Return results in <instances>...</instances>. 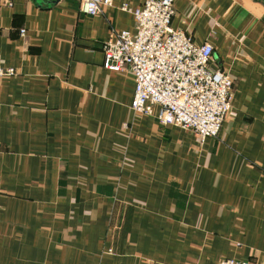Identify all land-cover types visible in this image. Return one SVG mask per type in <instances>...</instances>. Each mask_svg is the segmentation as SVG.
Here are the masks:
<instances>
[{
  "label": "crops",
  "instance_id": "0c3cea01",
  "mask_svg": "<svg viewBox=\"0 0 264 264\" xmlns=\"http://www.w3.org/2000/svg\"><path fill=\"white\" fill-rule=\"evenodd\" d=\"M141 2L0 0V264H264V0H173L233 81L204 141L134 113L132 75L102 66Z\"/></svg>",
  "mask_w": 264,
  "mask_h": 264
},
{
  "label": "built area",
  "instance_id": "2783aa9c",
  "mask_svg": "<svg viewBox=\"0 0 264 264\" xmlns=\"http://www.w3.org/2000/svg\"><path fill=\"white\" fill-rule=\"evenodd\" d=\"M111 6L112 0H80L82 11L91 16ZM119 8L133 15L135 29L114 31L102 44V66L132 75L130 109L154 116L160 125L191 130L200 141L216 137L232 108L233 81L227 71L212 67V45L197 44L172 26L173 0H142L138 7L122 3ZM15 73L14 67L0 64V78ZM218 264L253 263L230 257Z\"/></svg>",
  "mask_w": 264,
  "mask_h": 264
},
{
  "label": "water",
  "instance_id": "95a60500",
  "mask_svg": "<svg viewBox=\"0 0 264 264\" xmlns=\"http://www.w3.org/2000/svg\"><path fill=\"white\" fill-rule=\"evenodd\" d=\"M48 1H50V2H54V0H48Z\"/></svg>",
  "mask_w": 264,
  "mask_h": 264
}]
</instances>
